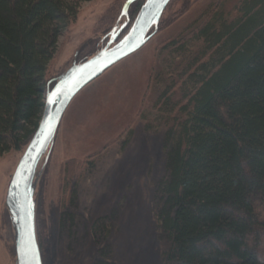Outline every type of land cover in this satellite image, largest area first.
<instances>
[{"label": "rangeland", "instance_id": "rangeland-1", "mask_svg": "<svg viewBox=\"0 0 264 264\" xmlns=\"http://www.w3.org/2000/svg\"><path fill=\"white\" fill-rule=\"evenodd\" d=\"M239 1L170 0L144 45L68 104L35 189L43 264H164L171 241L159 221L164 199L158 186L169 175L168 134L186 116L188 75L205 48L197 29L214 13L232 19ZM124 2H80L47 64L45 90L74 60L107 43ZM132 4L128 24L139 9ZM28 141L0 156V185L2 175L9 181ZM12 234L4 195L0 239L14 247ZM6 250L5 264H14L15 251Z\"/></svg>", "mask_w": 264, "mask_h": 264}, {"label": "trees", "instance_id": "trees-1", "mask_svg": "<svg viewBox=\"0 0 264 264\" xmlns=\"http://www.w3.org/2000/svg\"><path fill=\"white\" fill-rule=\"evenodd\" d=\"M82 1L0 0V156L34 132L47 64ZM237 8L197 29L205 48L158 186L164 264H264V0Z\"/></svg>", "mask_w": 264, "mask_h": 264}, {"label": "water", "instance_id": "water-1", "mask_svg": "<svg viewBox=\"0 0 264 264\" xmlns=\"http://www.w3.org/2000/svg\"><path fill=\"white\" fill-rule=\"evenodd\" d=\"M134 1L125 0L119 19L108 32L107 43L88 57L74 60L51 79L53 85L45 90L42 114L13 170L5 194V207L13 232L14 264H43L36 231L35 189L65 109L86 84L144 45L157 28L170 0H142L128 24V8ZM121 17H125V21L119 24ZM126 26L125 33L119 36ZM58 89L60 94L53 96ZM50 97L52 102H49ZM42 160L43 164L38 168Z\"/></svg>", "mask_w": 264, "mask_h": 264}, {"label": "crops", "instance_id": "crops-1", "mask_svg": "<svg viewBox=\"0 0 264 264\" xmlns=\"http://www.w3.org/2000/svg\"><path fill=\"white\" fill-rule=\"evenodd\" d=\"M1 177L3 178V181L0 185V202H1L2 197H4V195H5V193H4L5 188H7L6 187L7 186L6 185L7 180H6L5 176L2 175ZM7 260H8V252L6 250V246H5L4 242L1 241V239H0V264H5L7 262Z\"/></svg>", "mask_w": 264, "mask_h": 264}, {"label": "snow or ice", "instance_id": "snow-or-ice-1", "mask_svg": "<svg viewBox=\"0 0 264 264\" xmlns=\"http://www.w3.org/2000/svg\"><path fill=\"white\" fill-rule=\"evenodd\" d=\"M60 94V90L58 89L56 93H53V96H57ZM49 102H52V97L49 98Z\"/></svg>", "mask_w": 264, "mask_h": 264}, {"label": "bare ground", "instance_id": "bare-ground-1", "mask_svg": "<svg viewBox=\"0 0 264 264\" xmlns=\"http://www.w3.org/2000/svg\"><path fill=\"white\" fill-rule=\"evenodd\" d=\"M127 56H128V55H127ZM79 91H80V90H79ZM79 91H78V92H79ZM78 92H77V93H78ZM77 93H76V94H77ZM75 96H76V95H75ZM73 98H74V97H73ZM73 98H72V99H73ZM70 102H71V101H70ZM8 182H9V181H8ZM8 182H7V185H8ZM6 187H7V186H6ZM6 189H7V188H6Z\"/></svg>", "mask_w": 264, "mask_h": 264}]
</instances>
